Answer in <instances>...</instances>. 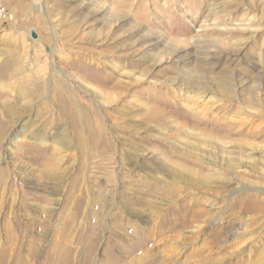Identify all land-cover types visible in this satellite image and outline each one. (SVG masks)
<instances>
[{"label": "rangeland", "instance_id": "374dc122", "mask_svg": "<svg viewBox=\"0 0 264 264\" xmlns=\"http://www.w3.org/2000/svg\"><path fill=\"white\" fill-rule=\"evenodd\" d=\"M1 3L0 264H264V0Z\"/></svg>", "mask_w": 264, "mask_h": 264}, {"label": "built area", "instance_id": "2783aa9c", "mask_svg": "<svg viewBox=\"0 0 264 264\" xmlns=\"http://www.w3.org/2000/svg\"><path fill=\"white\" fill-rule=\"evenodd\" d=\"M7 19H8L7 12L0 0V23L6 21Z\"/></svg>", "mask_w": 264, "mask_h": 264}, {"label": "water", "instance_id": "95a60500", "mask_svg": "<svg viewBox=\"0 0 264 264\" xmlns=\"http://www.w3.org/2000/svg\"><path fill=\"white\" fill-rule=\"evenodd\" d=\"M30 34H31L32 38H36V36H37L36 33H35L34 31H31Z\"/></svg>", "mask_w": 264, "mask_h": 264}]
</instances>
